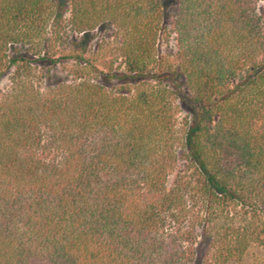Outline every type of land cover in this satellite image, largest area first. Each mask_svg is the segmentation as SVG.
Returning a JSON list of instances; mask_svg holds the SVG:
<instances>
[{"label":"trees","instance_id":"trees-1","mask_svg":"<svg viewBox=\"0 0 264 264\" xmlns=\"http://www.w3.org/2000/svg\"><path fill=\"white\" fill-rule=\"evenodd\" d=\"M177 2L0 0V264H264V0Z\"/></svg>","mask_w":264,"mask_h":264},{"label":"rangeland","instance_id":"rangeland-1","mask_svg":"<svg viewBox=\"0 0 264 264\" xmlns=\"http://www.w3.org/2000/svg\"><path fill=\"white\" fill-rule=\"evenodd\" d=\"M60 2L65 4L66 10H68L69 6L67 4V0H60ZM163 2V8H164V24L167 29V31H171L172 29V23L173 18L175 15V12L177 10L178 2L177 0H162ZM260 8H264V3L260 4ZM100 36L109 37V33H103V34H92V43L95 42ZM175 50V40L174 35H171L170 40H166V38H162L159 42V52L160 54H167L172 53ZM67 66H59L58 76L53 79L54 82H57L61 79H65L67 77ZM101 83H108L109 86L115 85L116 83H120L118 80H107L105 78L99 80ZM10 77L9 75L4 76L0 79V97L4 92H6L10 87ZM174 83H182L181 86L178 88L180 93V100L179 103L181 105V116L183 118L185 117H191V112L195 108L193 103L191 102V96L188 92V90L183 85V80L179 79V81H176ZM173 86H176V84H173ZM194 107V108H193ZM183 167V164L180 165V168ZM183 169V168H182ZM174 177L170 178L169 184L172 183ZM195 253L192 259L189 261L188 264H203L206 250H207V243L202 239L198 238L197 244L194 246Z\"/></svg>","mask_w":264,"mask_h":264}]
</instances>
